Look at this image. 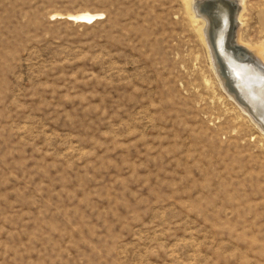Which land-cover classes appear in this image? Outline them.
Wrapping results in <instances>:
<instances>
[{
  "label": "rangeland",
  "instance_id": "rangeland-1",
  "mask_svg": "<svg viewBox=\"0 0 264 264\" xmlns=\"http://www.w3.org/2000/svg\"><path fill=\"white\" fill-rule=\"evenodd\" d=\"M188 7L0 0V264H264V137Z\"/></svg>",
  "mask_w": 264,
  "mask_h": 264
},
{
  "label": "bare ground",
  "instance_id": "bare-ground-1",
  "mask_svg": "<svg viewBox=\"0 0 264 264\" xmlns=\"http://www.w3.org/2000/svg\"><path fill=\"white\" fill-rule=\"evenodd\" d=\"M241 2L242 0H189L188 10L192 21L201 24L198 30L220 86L264 137V66L258 60L261 58L249 47L236 41L234 36L241 22ZM101 16L84 13L69 17L72 21L89 25ZM216 34L218 37L215 44ZM226 34L228 38L225 45L240 52L233 54L234 58H231V52L226 53L221 46V39Z\"/></svg>",
  "mask_w": 264,
  "mask_h": 264
},
{
  "label": "water",
  "instance_id": "water-1",
  "mask_svg": "<svg viewBox=\"0 0 264 264\" xmlns=\"http://www.w3.org/2000/svg\"><path fill=\"white\" fill-rule=\"evenodd\" d=\"M217 37H218V34H216V36H214V42H215V44H216V41H217ZM227 38H228V34H226V35H224L222 37V39H221V46L225 50L226 53H230L231 52V58L232 57L234 58L235 56L233 54H235L238 51H235L234 49H231L230 46L225 45V40ZM238 54H240V52H238ZM250 67H251L252 70L254 69V71H256V69L253 66H250ZM224 73L227 74V71L225 69H224Z\"/></svg>",
  "mask_w": 264,
  "mask_h": 264
}]
</instances>
